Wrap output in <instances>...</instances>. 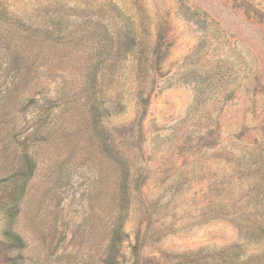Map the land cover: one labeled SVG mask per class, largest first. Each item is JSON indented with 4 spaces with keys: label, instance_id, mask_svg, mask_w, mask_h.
I'll return each instance as SVG.
<instances>
[{
    "label": "rangeland",
    "instance_id": "rangeland-1",
    "mask_svg": "<svg viewBox=\"0 0 264 264\" xmlns=\"http://www.w3.org/2000/svg\"><path fill=\"white\" fill-rule=\"evenodd\" d=\"M0 264H264V0H0Z\"/></svg>",
    "mask_w": 264,
    "mask_h": 264
},
{
    "label": "trees",
    "instance_id": "trees-1",
    "mask_svg": "<svg viewBox=\"0 0 264 264\" xmlns=\"http://www.w3.org/2000/svg\"><path fill=\"white\" fill-rule=\"evenodd\" d=\"M7 64V63H6ZM36 163L33 160V158L26 154L25 157V163H24V167H23V171L20 173V175L18 177L15 178V183H14V188L13 191L11 193V197H12V203L15 204V201H17L19 198H21L24 190H25V182L27 180L30 179V177L32 176L33 173V169H35ZM124 192H127V184H124L123 186ZM7 213L12 214L11 209H7L6 210ZM121 236V232L119 230V228L115 229V238H113L112 242H111V246L114 248L118 243H119V239H117L118 236ZM14 239H15V244H17L15 246V248H22L23 247V243H21V239L19 238V236H15L14 235Z\"/></svg>",
    "mask_w": 264,
    "mask_h": 264
}]
</instances>
